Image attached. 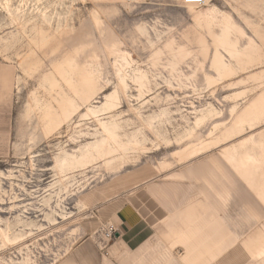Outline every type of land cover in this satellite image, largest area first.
<instances>
[{"label": "rangeland", "instance_id": "obj_1", "mask_svg": "<svg viewBox=\"0 0 264 264\" xmlns=\"http://www.w3.org/2000/svg\"><path fill=\"white\" fill-rule=\"evenodd\" d=\"M137 1L10 0L12 7L24 10L28 30L41 23L39 14L50 17L53 23L68 18L71 28L57 35L43 53L37 51L41 65L31 79L24 81L18 91L13 81L10 86L14 136L17 133L19 140L8 148H0V170L15 175L12 187L10 180L3 182L6 193H0V216H13L15 210L9 207L19 203L24 214L38 225L44 224L45 229H34L25 242L13 247L0 246V264H126L114 259V252L123 243H117L115 236H103V225L111 219L101 216L99 209L108 206L112 197L126 195L139 183L163 175L206 180L208 185L219 183V189L213 190L221 198L228 192L222 178L232 188L241 180L245 184L240 195L243 212L239 219H233L232 226H227L226 217L221 220L212 211L217 209L212 195L198 187L181 210L176 208L179 215L175 223L168 224L163 244L156 245L154 256L144 264H230L222 259L235 247L264 240V0H207L201 7H187L180 0ZM94 15L99 25L94 23ZM227 16L236 26L229 37L236 41L237 57L230 56L215 38L221 33L222 18ZM0 43L5 47L2 54L10 57L0 55V63L7 64L15 75L20 70L15 54L27 49L26 37L19 25L11 23L2 0ZM113 49L129 62L121 61L124 72L142 69L149 78L140 96L131 84L128 96H120L113 111L121 112L122 121H132L127 129L138 131L140 144L134 151L128 150L130 157L111 158L108 163L97 159L75 172L69 187L74 195L70 193L64 200L65 211L71 214L66 219L55 215L59 224L49 227L44 217L48 208L41 201L55 178L54 155L61 148L72 152L79 143L92 140L79 132H93L97 123L79 115L92 101L102 102L103 95L113 90L116 79L110 62L117 54H112ZM215 50L232 64L235 72L222 76L215 72L211 67ZM68 57L76 61L81 71L85 64L96 67L100 90L87 102L78 100L77 112L63 121L57 102L52 100L60 97L53 91L44 92L39 81L54 62ZM33 91L51 108L47 118H41L43 109L24 114ZM210 108L214 112L195 128L196 119ZM134 111L143 119L153 116L155 130L147 129ZM239 119L245 121L238 124ZM36 123L47 126L49 131L38 133L33 144L29 138ZM231 145H236L239 155L247 152L256 158L247 180L222 157L223 148ZM210 153H216L208 158L212 163L173 170ZM226 166L240 180L231 178ZM166 171L173 173L163 174ZM214 181L218 183L213 184ZM220 189L224 191L219 192ZM197 192L206 200L197 198ZM80 200L87 204L81 211L77 206ZM240 218L245 220L244 228L238 226ZM176 246L183 251L178 253ZM233 264H264V257Z\"/></svg>", "mask_w": 264, "mask_h": 264}, {"label": "bare ground", "instance_id": "obj_2", "mask_svg": "<svg viewBox=\"0 0 264 264\" xmlns=\"http://www.w3.org/2000/svg\"><path fill=\"white\" fill-rule=\"evenodd\" d=\"M2 1L3 8L5 9L11 23L19 25L26 37V43L24 45L27 46V49L23 53L15 54L20 70L15 75H13L11 71V79L13 83H15L18 91L20 85L24 81L31 79L33 74L39 70L41 60L37 55V51L40 50L43 53L44 49H47L54 43V41H56L57 35H60L64 31L69 32L71 27L68 18H64L63 20L58 19L53 23L50 17L45 14H39L41 23L34 25L31 30H28V20L26 19L24 10L12 7L10 0ZM123 1L130 3L138 2L137 0ZM180 1L184 3L183 0ZM206 2L208 1L205 0V3L202 6L206 5ZM184 5L187 7H201V5L197 4L184 3ZM222 19L221 33L215 35L216 41L225 48L230 56L237 57L239 56V51L236 49V41L229 37L230 31L236 26L230 17L227 16ZM94 23L99 25V20L96 15H94ZM10 45L11 43L7 44V46ZM249 47H253V45L249 44ZM0 48V55L4 58L10 59V57L2 54V52L5 51V47H2V43H0ZM113 53H117L110 62L111 66H113L116 79L113 90L103 95L102 102L97 100L92 101V103L99 102L100 104L92 105V103H90L86 108V112L79 115L81 119L93 118L97 123L98 127L95 128L93 132H79V135L83 134V136H90L92 140L79 143L77 145L78 147L72 152L61 148L60 151L54 155L52 168L55 170V178L48 185V189L46 190L47 193H45L41 201V204L48 208V211L44 212V217L49 227L59 224V217L56 216L59 215L66 219V216L71 214V212L65 211L64 200L68 194L71 193L74 195L69 187L72 185L71 182L75 180V172L82 171L97 159H104L106 163H108L111 158L114 159L115 157L120 158L124 156L130 157L128 156L130 153L128 150L131 149L134 151L135 147L140 144L141 139L137 135L138 131H130L127 129V126L131 124L132 121H122L120 119L121 112L113 113V111L120 103V96H128L127 91L131 88V84L136 86L138 95L140 96L141 93H143V88L149 83V78L147 72L142 69L132 70L130 73L124 72L122 69L123 63H121V61L123 60L128 64L129 62L127 61L126 56L115 49H113L112 54ZM211 67L220 76L235 72L232 64L226 63L218 50H215L212 55ZM99 80L100 77L96 71V67L92 64H85L83 71H81L78 68L76 61L73 58L68 57L64 60L54 62L44 73L43 78L40 79L39 86L47 94H50L52 91L56 92L57 96L60 97V100L55 97H52V100L57 102L59 114H61L63 121H67L69 117L79 109L80 104L78 100H81V102L84 103L94 98V93L97 90H100V86H97ZM35 109H43L41 117L43 119L47 118L49 113H51V108L41 101L37 93L33 91L25 105L24 114L31 115ZM213 112L214 110L210 108L207 109L204 114L202 113L195 121V128L202 124V119L208 117ZM134 113L140 121L143 122L147 129L150 131L155 130V127L153 126V116L151 117L147 115L143 119L141 115H139V112L134 111ZM163 114H165L164 111ZM101 115H107V117L101 118ZM243 121H245V119H239L237 123L239 124ZM48 129L47 126L43 127L39 123H36L30 134L29 140L31 143H36V140L39 137L38 133H41V135L46 134L49 131ZM228 131L231 132L233 130L230 129ZM228 131H226V133H228ZM189 135L187 133V136ZM245 141L246 139L239 142V144L242 145ZM235 148L236 145L224 147L221 151L222 157L231 167L240 173L241 177L247 180L249 178V170L252 165H255L256 158L247 152H243L239 155L236 153ZM14 176V174H8L0 170V193H6V189L3 185L4 180H10L8 182L9 186H13L14 182L12 179ZM54 198L55 200H53ZM90 201L91 198L89 199V202ZM77 206L79 211L87 208V204L81 200L77 201ZM9 208L15 210L13 216H0V246L4 247L5 245H8L9 247H13L25 242L29 236L34 234V229L39 231L45 229L44 224L38 225L33 220L29 219V217L24 214L23 207L19 203H14ZM16 209L18 211H16ZM110 226L114 225L110 222L103 225L102 232L106 239L109 238L105 234V229H109ZM261 257H264V240L258 239L249 245L235 247L228 256L222 259V262L233 264L243 259H255Z\"/></svg>", "mask_w": 264, "mask_h": 264}, {"label": "crops", "instance_id": "obj_3", "mask_svg": "<svg viewBox=\"0 0 264 264\" xmlns=\"http://www.w3.org/2000/svg\"><path fill=\"white\" fill-rule=\"evenodd\" d=\"M10 79L11 68L5 63H0V148H8L19 140L17 133L14 136L16 128H14L11 117L9 90L10 86H12V79ZM211 155H216V153L200 156L192 160L190 164H186L182 168H174L173 170L182 171L187 167H194L199 163H212V161L208 160ZM225 168L230 173L231 178L240 180L239 176L230 167L226 166ZM165 173L171 172L166 171L163 174ZM222 181L228 186V192L224 193V198L217 196L213 190V187L219 189L217 181L213 182V184L215 182L218 183L216 186L208 185L206 180L173 178L167 175L158 176L154 180L150 178L134 186L128 194L112 197L108 206L99 210L101 216H110V222L116 228L115 234H118V236L114 235V239L117 237L122 241L116 240L117 243H123L120 249L114 252V259H120L126 264H144L146 260L149 261L154 256L158 244H163V240L165 239L163 232L167 230L168 224L175 223L174 221H176L179 215V211L176 208L178 207L181 210L187 201L192 196H195L194 193L198 187H202L212 195V202L217 206L216 211L214 210L215 208L212 211L216 213V216L221 220L225 216L226 218L224 219L228 220L227 226H232L233 219H239L240 214L243 212V200L240 198V195L245 189V184L240 180L232 188L233 185L229 184L227 179L222 178ZM222 191L224 190H219V192ZM196 197L200 200H206L198 192L196 193ZM240 220L242 221H239L238 226L244 228L246 226L245 220L241 218ZM124 247L129 250L127 251ZM176 247H179L178 253L183 251L181 250V246ZM176 247L175 249H177Z\"/></svg>", "mask_w": 264, "mask_h": 264}, {"label": "built area", "instance_id": "obj_4", "mask_svg": "<svg viewBox=\"0 0 264 264\" xmlns=\"http://www.w3.org/2000/svg\"><path fill=\"white\" fill-rule=\"evenodd\" d=\"M184 3L187 4H197V5H203L205 3V0H183ZM116 232V229L114 226H110L109 229H105L106 236L111 239L112 236H114V233Z\"/></svg>", "mask_w": 264, "mask_h": 264}, {"label": "water", "instance_id": "obj_5", "mask_svg": "<svg viewBox=\"0 0 264 264\" xmlns=\"http://www.w3.org/2000/svg\"><path fill=\"white\" fill-rule=\"evenodd\" d=\"M115 236H118V234H115Z\"/></svg>", "mask_w": 264, "mask_h": 264}]
</instances>
